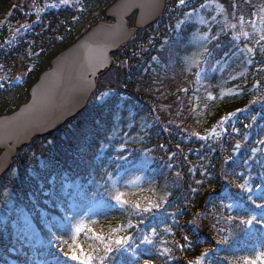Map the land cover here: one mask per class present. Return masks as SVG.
<instances>
[{
	"label": "trees",
	"instance_id": "obj_1",
	"mask_svg": "<svg viewBox=\"0 0 264 264\" xmlns=\"http://www.w3.org/2000/svg\"><path fill=\"white\" fill-rule=\"evenodd\" d=\"M209 1L221 5L227 27L212 28L201 55L204 60L201 66L211 70L229 63V68L219 76L212 74L211 80L198 85L191 84L194 73L183 71V61L176 62L174 71L165 75L155 64L151 70L146 68V73L141 71L143 64L161 56L164 50L160 48L167 39L169 44L165 49L169 48V53L160 57L164 62L166 56L186 57L195 48L191 43L192 34L204 33L203 28L186 22L177 36L175 15L183 9L177 11L175 0H167L159 23L139 33L130 46L114 56L118 65L101 77L87 108L50 137L35 139L19 150L9 174L0 177V206L5 208L0 212V264H34L39 254L49 257L65 241V251L79 244L85 251L99 247L102 254L103 246L89 229L104 236L111 234L113 239L133 236L130 244L133 241L140 244L133 260L128 257L131 251L110 253L111 264H118L120 256L134 264H144L145 260L149 264H244L245 257H255L253 247L262 240L260 227L240 226L236 219L246 220L254 215L252 211L246 215L241 212L244 204L251 206L253 200L256 204L261 202L258 198L250 200L246 193L237 196L234 192L236 184L244 181L245 173H250L252 177L248 178L255 183L248 167L257 166L264 172L260 151L258 157L249 153L246 160L236 163L247 143L245 135L253 133L254 125L258 140L264 138V40L254 34L247 44L253 49L249 55L243 49L244 43L237 40L238 46L233 37L239 29L244 34L243 26L255 15L257 19L262 17L261 34L264 35V0H196L191 9ZM112 2L86 0L87 15L75 24H72L74 13L68 9L48 18L52 26L44 31L45 25H42L38 32L43 34L35 36L34 45H29L32 56L26 55V44L21 55L22 66L34 65L26 88L7 86L10 88L5 92L0 91V116L12 114L27 102L28 90L49 67V61L75 43L85 33L86 26L103 18ZM28 6V0H0V52L8 35V24H15ZM15 59H7L6 68L14 69ZM178 73L177 82L174 76ZM256 82L258 86L253 88ZM104 92L109 94L102 97ZM127 110L134 114L137 123L141 121L142 127L120 152L109 137L115 119L119 114L124 118ZM106 144L110 147L101 154ZM237 144H240L239 150ZM121 154L127 160L115 159ZM142 156L150 161L145 171L147 180L142 181L141 187L122 191L128 205L107 209V213L85 220L78 218L85 228L76 235L72 227L63 230L58 222H51L63 241L54 240L51 248L44 245L35 250L21 235H15L14 228L20 223V214L25 208H34L39 222L44 220L39 215L41 209L49 218L56 217L52 205L46 202L49 188L55 193L51 204L59 198L70 204L67 198H62V191L68 184L74 187L83 183L81 178L86 170L94 171V180H100L104 178L105 165L112 171L117 164L122 167L127 162L136 163ZM135 203L141 208L150 203L160 206L137 215L132 207ZM5 204L11 205L8 210ZM8 215L12 216L9 223L4 221ZM153 228L156 230L155 236H151L153 244H141L142 236L150 235ZM225 237L229 241L226 245L216 243ZM16 246L24 248L23 256L16 253ZM59 257L61 261L66 259L63 253Z\"/></svg>",
	"mask_w": 264,
	"mask_h": 264
},
{
	"label": "water",
	"instance_id": "obj_2",
	"mask_svg": "<svg viewBox=\"0 0 264 264\" xmlns=\"http://www.w3.org/2000/svg\"><path fill=\"white\" fill-rule=\"evenodd\" d=\"M165 0H119L106 12L115 24H99L78 43L51 61L29 92L30 101L17 113L0 119V174L6 172L19 148L50 134L81 112L96 89L97 80L114 64L110 60L133 36L125 20L137 13L135 28L152 25Z\"/></svg>",
	"mask_w": 264,
	"mask_h": 264
},
{
	"label": "rangeland",
	"instance_id": "obj_3",
	"mask_svg": "<svg viewBox=\"0 0 264 264\" xmlns=\"http://www.w3.org/2000/svg\"><path fill=\"white\" fill-rule=\"evenodd\" d=\"M77 2H79V0H67L66 3H63L62 0H58V1H52V5L55 6H66V5H77ZM54 6V7H55ZM204 7V8H203ZM200 7L198 9H196L193 12H186L185 16L187 20L192 21L198 29H202L204 30V33L201 32H197L196 35H193L192 37V45L195 47L194 50L187 54L186 57H184L183 59V71L186 73L189 71L191 72L193 70V68H196L198 63L200 62V56L201 54L204 52L205 50V46L207 45L209 38H210V32L212 30V28L214 26H219L221 25L222 28L227 27V25L225 24V14L223 13V8L221 7V5H219L217 2L214 1H209L205 4V6ZM202 8V9H201ZM131 21L134 19V16L131 17ZM262 17L257 19L255 18L252 23H250L249 27L247 26H243L244 31L249 29L251 31V37L256 34V36L258 38H261L262 34V26L263 24L261 23ZM130 21V22H131ZM253 30V32H252ZM215 32V30L213 31ZM248 32V31H247ZM235 36L233 37L235 43L239 46V44L237 43V40L239 42L240 38L243 35V32L241 29L238 30L237 33L234 34ZM246 44V43H245ZM242 48V47H241ZM237 53V51L235 52V54ZM234 54V55H235ZM224 70L223 67L220 68L218 75ZM188 74V73H187ZM186 74V75H187ZM0 77L5 78V76L1 73L0 71ZM13 82L16 81L19 83H22V80H24V75L22 73L11 76ZM175 77V81L178 82V80H180L179 77V73L177 76ZM179 84V83H178ZM120 121V118H118V122ZM118 127L114 130V141H119L120 140V136L119 133H122V128L123 126L121 124L117 125ZM133 128L132 125V121H131V115H128V117L126 118V122H125V131L124 133H122L123 135V144L127 141H130L133 137L129 136L131 130ZM118 135L119 137L115 136ZM119 147L121 148L122 146L119 145ZM148 165V161L144 160L142 163H140V166L142 167H146ZM142 182V178L141 176H130L128 177L127 181L125 180L124 185H126V187H138V185ZM116 194L113 193L112 195H110L108 201L106 202L104 200V197L101 193H99V191L95 190V193L89 198V208L90 209H96V208H100L103 206H106L107 204L109 205H117V203L115 202V200H113L111 197L114 196ZM264 248V247H263ZM263 251V250H262Z\"/></svg>",
	"mask_w": 264,
	"mask_h": 264
},
{
	"label": "snow or ice",
	"instance_id": "obj_4",
	"mask_svg": "<svg viewBox=\"0 0 264 264\" xmlns=\"http://www.w3.org/2000/svg\"><path fill=\"white\" fill-rule=\"evenodd\" d=\"M62 2L66 3L67 0H62ZM179 2L181 5H183L185 0H179ZM52 6L54 7L55 5H52ZM240 19H241V23H243V17H241ZM232 27L234 28L235 25H233ZM177 28H179V25H177ZM245 35H247V33H245ZM261 40H264V35L261 36ZM153 59H156V57H153ZM108 94H109L108 92H104L102 94V97L107 96ZM102 97H99V98H102ZM261 143H264V141H261ZM122 150L123 149L121 148L118 151L122 152ZM115 159L116 160H127V157L121 154V155H117ZM119 167L120 165L117 164V168ZM104 175L107 178L105 180V183L107 184L111 182L112 189L116 190L117 181L114 180L113 173L108 172L105 169ZM240 187L242 190L251 191V189H248L246 185H241ZM123 195H124L123 193H120L118 190H116V194L112 196L111 198L115 200V202L118 205H120L121 207H124L128 205L129 202L123 199ZM249 199L251 200L252 198L249 197ZM252 202L255 204L257 208L264 207V203L256 204L254 200ZM159 206H160L159 204H151V203L148 206L143 207V208H141V205L139 203H135L132 205V207L136 210L137 215H139L141 212L149 213L152 211L153 208H159ZM228 207H232V205H228ZM69 211H71V208L69 209ZM64 219L65 221H71L73 217L65 214ZM254 221L257 224H264V220H257L256 216L254 215L249 219L243 220L242 223L251 226ZM141 223H143V220H141ZM129 227H131V225H129ZM74 229L76 233H80L82 231L81 224L80 223L75 224ZM120 230H123V229H120ZM88 231L92 232L94 239L99 241V245L103 246L102 254H101L99 247H96V248L90 247L88 251H85L84 247L79 244L72 246L70 251H65L64 247H59V251L63 253L64 256L68 257L70 260L77 261L78 264H111V260L113 258L109 254L112 253L113 251L119 252L122 248L125 251H131L132 255L136 256V248H138L140 244H136L135 241H133L130 244L129 241L132 240L130 236H123V237L113 239L111 234H109L108 236H104L99 233H96L92 229H89ZM155 234H156V230L155 228H153L150 235L144 234L142 236L140 243L141 244H153V240L151 239V236H155ZM52 236H53V239L56 240L57 242H63L62 237L60 235H56L55 233H53ZM185 239H187V237H185ZM228 242L229 241L227 237L216 241L217 244H225V245ZM113 245H115V247H113ZM204 255L206 256L207 253H204ZM258 262L259 264H264V252H258L255 258H248V257L244 258V264H258ZM144 264H149V261L145 260ZM189 264H191V262H189Z\"/></svg>",
	"mask_w": 264,
	"mask_h": 264
}]
</instances>
